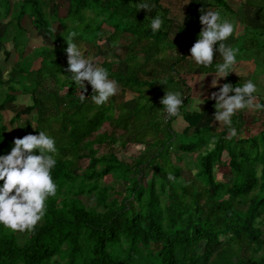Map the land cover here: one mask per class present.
<instances>
[{
	"label": "trees",
	"instance_id": "16d2710c",
	"mask_svg": "<svg viewBox=\"0 0 264 264\" xmlns=\"http://www.w3.org/2000/svg\"><path fill=\"white\" fill-rule=\"evenodd\" d=\"M0 1L7 25L0 41L13 43L4 61L16 54L8 76L0 71V155L39 131L58 148L57 194L33 231L0 226V264H264V109L238 111L231 138L219 121L205 123L215 109L211 99L204 110L184 112L192 76L214 73L222 59L218 45L213 66L191 64L199 32L177 23L166 0H147L151 11L136 10L143 0ZM156 15L164 23L153 33ZM25 18L46 36L43 45H28ZM71 30L84 57L117 82L118 92L102 106L92 102V87L80 90L67 72ZM235 71L224 83L251 79ZM46 80L57 90L44 88ZM166 90L184 97L180 114L167 122L160 103ZM19 94L32 104L15 110L10 122L24 125L12 138L4 112ZM131 145L144 148L120 158L118 149ZM183 154L192 156L194 170Z\"/></svg>",
	"mask_w": 264,
	"mask_h": 264
},
{
	"label": "clouds",
	"instance_id": "9594fccd",
	"mask_svg": "<svg viewBox=\"0 0 264 264\" xmlns=\"http://www.w3.org/2000/svg\"><path fill=\"white\" fill-rule=\"evenodd\" d=\"M138 9L151 11L152 6L147 0H143L137 4L136 10ZM163 23L162 17L156 15L151 18L149 27L153 33H157ZM200 23L202 28L198 39L190 48V56L187 58L196 68L211 67L214 64V46L218 45L215 51L219 52L222 59L215 63V70L210 71L215 73L211 86L217 87L221 78H226L235 71L239 49L224 43L232 36L234 25L228 19L222 18L219 11L214 10L203 11ZM77 35L75 30H71L65 38L68 45L65 50L68 58L67 72L71 74V81L79 86L80 90L87 91L85 82L90 84L94 93L92 102L102 106L115 95L117 82L109 79L105 68L84 57L74 42ZM255 93L257 85L251 79L240 86L224 83L219 86L218 91L212 93L211 98L215 100L214 119L229 129L227 138L237 136V130L232 126V118L238 111L253 107ZM85 98L81 92L80 102L83 103ZM160 103L167 122L169 118L180 114L184 97L180 91L166 90ZM200 104L196 105L199 109ZM255 108L264 109V104L256 103ZM34 150H38L39 154ZM57 156L55 139L43 131H39L38 135L27 134L16 138L10 153L0 155V226L13 232L35 229L46 213V201L57 194V184L52 177ZM169 179H172L171 175Z\"/></svg>",
	"mask_w": 264,
	"mask_h": 264
},
{
	"label": "crops",
	"instance_id": "0c3cea01",
	"mask_svg": "<svg viewBox=\"0 0 264 264\" xmlns=\"http://www.w3.org/2000/svg\"><path fill=\"white\" fill-rule=\"evenodd\" d=\"M166 1L172 4L171 12L175 21L191 31L200 32L202 28L200 16L203 11L225 10L228 15L227 19L234 25V32L224 43L233 48L240 47L237 61L242 57V75L244 78L249 76L257 85L255 94L264 97V0ZM223 10L220 12L222 16ZM205 75L192 76L188 85L192 97L191 106L197 108L196 105L201 103L200 109L197 108L199 110H204L206 102L210 99L215 105V101L211 98L212 93L216 92L225 82V78H221L217 87H212L211 81L215 73H209L206 77Z\"/></svg>",
	"mask_w": 264,
	"mask_h": 264
},
{
	"label": "rangeland",
	"instance_id": "374dc122",
	"mask_svg": "<svg viewBox=\"0 0 264 264\" xmlns=\"http://www.w3.org/2000/svg\"><path fill=\"white\" fill-rule=\"evenodd\" d=\"M16 1V0H15ZM1 2V1H0ZM52 6H51V8H50V10H52ZM222 10L223 9H220V12H222ZM60 13H61V15H65V9H63V8H61L60 9ZM222 16V15H221ZM222 17H224V18H228V15L226 14V11L225 10H223V16ZM26 19V21H24V26H26L28 29H29V31H30V41H29V43H28V45H30L32 48H34V47H37V46H41V45H43V43H44V40H45V38H46V36H44V35H42V34H40L32 25H31V21L28 19V18H25ZM54 25H55V27H56V29H59L60 28V24H58V23H54ZM7 27V25H6V19H5V17H2V13H1V11H0V36L3 34V32H4V30H5V28ZM239 43L241 44V42L239 41ZM239 44V45H240ZM237 49H240V47H237V46H235ZM13 48V43L11 42V43H8V44H4L3 45V43L0 41V71H1V76H4L5 78L8 76V73L10 72V69H11V67H12V64H14V62H15V57H16V54H14L13 56H12V58H11V60H10V62H6V61H4L5 60V54H4V52H5V50H7V49H9V50H11ZM31 48V49H32ZM31 49H28L27 50V52H29ZM116 53H117V55L118 56H124L125 55V53H124V51H123V49L122 48H119V47H117L116 48ZM124 54V55H123ZM242 56V55H241ZM242 58V57H241ZM99 60V59H98ZM239 61V60H238ZM237 73H239V75L240 74H242V68H239L238 69V71H236ZM238 75V74H237ZM205 77H206V75H205ZM44 84L43 85H45L44 86V88H49V89H53V90H57V88H58V86H56L55 84H54V82L52 81V80H46L45 82H43ZM85 85H86V89H88V90H90L91 89V85L90 84H88L87 82H85ZM179 87L178 88H182V85L180 84V85H178ZM186 89H189V88H186ZM118 90L119 89H117V91H116V93L118 92ZM182 90L184 91V93H185V88H184V86H183V88H182ZM187 94H189V92H186ZM186 94V95H187ZM258 101H257V98L254 100V105H253V107H255V104L257 103ZM207 103V102H206ZM29 104H32V101H31V98L28 96V95H24V94H19L18 95V99H17V102H15V103H12V104H8L7 105V111H5L4 112V115H5V122H6V124L9 126V130H10V133H11V136H12V138H15L17 135H18V133H19V131H20V129L21 128H23V123H20V124H17V123H14V124H12L11 122H10V120H11V118L14 116V113H15V110H18V109H20L21 107H24V106H27V105H29ZM189 104V103H188ZM208 104V103H207ZM214 106V105H213ZM191 105L189 104V105H187L185 108H184V112H186V111H190L191 110ZM252 107V108H253ZM215 108V107H214ZM245 111L247 110V109H244ZM198 111H200V110H198ZM251 113L254 111V110H252V109H250L249 110ZM249 112V113H250ZM214 113H215V109L213 110H211V111H209L208 113H207V115H206V117H205V123L206 124H209V123H213V122H215V119H214ZM32 114H35V113H32ZM184 114V113H183ZM33 117V119L35 118V116L33 115L32 116ZM181 117L183 118V115H181ZM35 122V121H34ZM184 124V125H183ZM183 124L182 125H176L175 126V129L176 130H180V131H182L183 129H184V127H185V125H186V123L185 122H183ZM53 127H56V125H54ZM107 128H110L109 127V125H107L106 126ZM117 146L118 145H115V146H112V147H106L104 150H105V152L107 151V148H117ZM144 148V146H142V145H131L130 146V149H129V152H125V151H123V149H118V155H119V157L120 158H122V159H126L127 157H128V154L129 153H131V152H133V151H136V150H138V149H143ZM183 157H184V159H185V164H187V165H189V167L191 168H193L194 167V160H193V158H192V156L191 155H188V154H183ZM83 165L85 166L86 165V162H84L83 163ZM193 170H194V168H193ZM109 181H111V180H109ZM108 181V182H109ZM40 222V221H39ZM38 222V223H39Z\"/></svg>",
	"mask_w": 264,
	"mask_h": 264
}]
</instances>
